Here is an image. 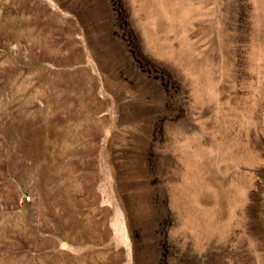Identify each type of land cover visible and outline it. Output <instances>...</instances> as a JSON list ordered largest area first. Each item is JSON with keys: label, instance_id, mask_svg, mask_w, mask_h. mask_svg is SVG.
I'll list each match as a JSON object with an SVG mask.
<instances>
[{"label": "rangeland", "instance_id": "374dc122", "mask_svg": "<svg viewBox=\"0 0 264 264\" xmlns=\"http://www.w3.org/2000/svg\"><path fill=\"white\" fill-rule=\"evenodd\" d=\"M0 264H264V0H0Z\"/></svg>", "mask_w": 264, "mask_h": 264}]
</instances>
